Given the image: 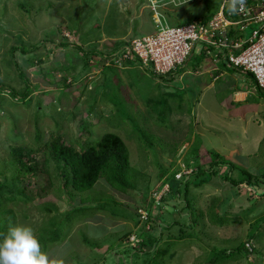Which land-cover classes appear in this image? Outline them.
<instances>
[{"label":"rangeland","instance_id":"obj_1","mask_svg":"<svg viewBox=\"0 0 264 264\" xmlns=\"http://www.w3.org/2000/svg\"><path fill=\"white\" fill-rule=\"evenodd\" d=\"M222 1L0 0V170L10 175L8 165L3 167V163L12 160L11 149L35 150L41 144L34 140L37 135L44 142L61 136L64 143L78 148L83 142L94 144L113 133L124 141L133 172L128 181L134 185L132 190L115 191L102 179L92 190L73 199L52 189L31 202L8 204L17 216L10 222L12 236L19 242L35 244L33 237L47 241L50 232L60 231L62 237L47 246V256L39 251L38 264H222L214 248L231 251L247 241L256 220L264 216V197L253 199V193L240 186L239 196L231 198L234 190L228 182L219 183L222 177L218 171L210 179L203 168L187 183V178L174 180L179 169H171L168 181L162 183H177L176 197L172 191L166 192V186L154 195L153 190L161 181V169L170 168L169 151L178 147L176 160L182 167L185 159L189 160L186 157L193 139L200 145L193 164L196 161L207 167L214 158L212 151H216L253 179L264 177V92L258 91L249 76L221 67L218 57L222 51L203 43L195 45L183 71L173 78L169 74L160 77L156 72L157 68L168 69L171 58L156 68L144 67L130 55L135 40L158 45L166 37L167 29L154 28L158 17L174 26L205 13L216 14ZM151 20H155L153 26ZM50 30L56 33L51 37L55 42L43 44ZM248 31H243L245 37ZM63 41L72 46H61ZM43 45L51 50L49 57L43 56ZM12 46L18 49L11 51ZM152 47L144 44L137 52L141 58L154 60ZM91 51L112 56L100 61L96 55L88 60L81 56V52ZM182 53L176 54L178 59ZM127 59H131L130 64ZM103 65L118 68L112 73V83L118 86L115 91L110 89L112 97L105 88L96 90L105 77ZM204 65H215L222 74L213 88L202 93L199 86L208 85L212 75L197 76L194 71ZM185 72L188 74L182 81ZM236 90L253 94L245 104L236 106L229 99ZM146 100L151 102L150 109ZM196 100L200 101L198 106ZM156 110L167 116L168 128L157 126L150 117ZM141 132L153 134L156 144L149 137L143 138ZM228 170L220 168L219 172ZM207 179L210 181L196 185ZM38 181L35 177L31 184L24 181L27 192L45 184ZM261 183L263 189L264 181ZM224 196H229L230 207ZM85 198L89 201L81 204ZM160 200L163 203L158 204ZM45 203L51 205V212L46 211ZM136 207L150 213L160 228L147 231V225L138 222ZM208 208L228 220L223 225L212 224ZM263 226L260 223L256 233L264 237ZM132 235L138 243L148 235L146 243L156 238L157 244L140 252L135 250L136 240L133 245L127 242ZM247 243V248L264 253V241ZM224 264H264V256L252 255Z\"/></svg>","mask_w":264,"mask_h":264},{"label":"trees","instance_id":"obj_2","mask_svg":"<svg viewBox=\"0 0 264 264\" xmlns=\"http://www.w3.org/2000/svg\"><path fill=\"white\" fill-rule=\"evenodd\" d=\"M247 4L253 3V0H244ZM22 7V6H20ZM25 10V9H21ZM152 13V11H150ZM195 18V17H194ZM211 17L205 13V15L195 18L194 20H200L203 23H206ZM194 20H188L185 23H181L179 25H185L190 22H193ZM233 35L235 31H230ZM56 33L54 30H50L48 32V37L43 40V44H50L53 45L55 42L54 38H51ZM241 34L244 36L243 31ZM249 35V32H248ZM231 37H229L228 42L230 41ZM34 45H32L33 47ZM61 46H68L67 43L64 41L62 42ZM60 46V47H61ZM44 51L43 56L49 57L50 51L47 49V45H43ZM18 49L14 46L10 48L11 51ZM20 50H23V48H20ZM74 49L78 50V47H74ZM239 51L233 52L234 54H237ZM110 54V53H109ZM93 55H96L100 59L102 58H110L112 54L106 55H100L96 51H91V53H82L81 56L88 60V58H94ZM92 56V57H91ZM227 56V55H226ZM221 57V54L218 58ZM221 59V58H220ZM105 60V59H102ZM131 60V59H130ZM129 59L126 60L127 64H130L131 61ZM98 61V66H99ZM137 61V60H136ZM220 61V60H219ZM224 60L220 61L221 67L224 68ZM116 67L113 66H104L103 65V75L105 77L102 79V83L96 85V90L99 91V89L105 88L106 90H109L110 93L108 94L109 97L111 96V90L115 91V83H112V76H114L112 73L116 72ZM152 72V71H151ZM175 72V71H174ZM23 74V73H22ZM249 76V75H248ZM251 79L252 77L249 76ZM102 78V77H101ZM167 79V78H166ZM170 79V78H168ZM64 81V79H63ZM171 82V81H170ZM118 85V84H117ZM111 89V90H110ZM258 91L264 92V90L258 88ZM29 96H26V99ZM114 99V98H113ZM13 100V99H12ZM10 102V101H9ZM145 104L150 109L151 102L145 101ZM153 110V109H152ZM177 110H180V108H177ZM149 112V110H148ZM153 114L150 117L153 118L157 126L159 127H169V122L167 120V116H164L161 111H151ZM141 135L143 138L149 137L150 141L153 145L156 144L155 141H153V137L151 133L147 135L146 133L141 132ZM39 135L34 137V140L36 142H41L40 146L37 147L35 150L32 148L27 147H18V148H12V160L9 162L3 163V167H7L11 171L10 175H6L0 170V264H38V260H40V254L39 251H42L43 254L47 256V246L52 245V243H56L62 236H59L58 230H54V232H50L48 240L44 241L41 237H33L32 240L36 241L35 244L32 243H26L23 244L18 241L17 238H14L12 235L13 228H11V222L10 220L15 221L17 216L15 214V211L8 207V204L14 205L18 202H31L34 198L39 197L41 198L42 194H48L50 190L54 189V191L58 194H64L66 197H70L73 199L75 196H80V194H84L90 190H92L95 186V184L99 180H105V182L111 187V189L115 191H126V190H132L134 188V185L131 184L129 181V178L131 174H133L132 169H130L129 164V153L128 149L124 143V141L117 135L113 133H107L103 135L98 142L91 144L87 142H83L79 144L78 148L74 147V145L64 143L61 140V136H56L55 138L52 137L48 141H42L39 140ZM187 140H190V135L187 137ZM200 145L196 142L195 139L191 141V148L189 149V153L187 154L186 158H189L188 161L185 159L184 165H179V159L176 160V155L178 152V147L174 146L170 151V158H172V161L170 162L169 166L170 168H163L160 172V179L161 181L159 184L155 186V189L153 190V195L158 193L164 186L167 187L166 192L172 191L173 196L176 197V193H178L177 183L170 182L167 184H163L162 182L168 181L167 178V172L171 169H179L177 172L174 173L173 179L176 181H182L187 178L190 179L191 176L197 175L198 173L203 172L205 175H211L214 174L215 171H218L219 176H221L220 182H228L229 185H231V191L234 190L233 196L231 198H235L239 196L238 189L240 186H245V188H248L247 186L255 185L259 189H261L262 181H264V177L260 176V180L253 179V176L245 170H242L240 168L234 167L232 163H230L225 157L220 156L218 153H214L213 160L208 163L209 165L207 167H204V165H200V163L195 161V164H193L194 160L197 157V153H199ZM180 156V155H178ZM183 161V157H182ZM226 166L229 168L228 171H224L222 173L219 172L218 167ZM188 169L192 171L190 174L187 175H181L179 178H177L178 175L182 174V169ZM208 168V169H207ZM229 173V175H228ZM236 173V174H235ZM235 174V175H234ZM35 178H39L38 183L43 180L45 184L43 185H37L34 186L31 189V192H27V186L23 185L24 181L28 180L29 184H31L32 180ZM178 179V180H177ZM208 180H201L196 185H202L204 183H207ZM261 181V182H260ZM41 183V182H40ZM186 184V182L184 183ZM28 185V184H27ZM161 188L159 189V187ZM188 188L189 184L187 186L185 185V195L188 199ZM264 189V188H263ZM248 190V189H247ZM66 191L68 193H66ZM231 191L229 192L230 195ZM252 195L253 199L254 197H264V193L262 195H257L253 190ZM167 192V193H168ZM165 193V192H164ZM164 193L162 196L165 198ZM249 194V193H248ZM152 195V194H151ZM152 195V197H153ZM229 195V196H230ZM229 196H224L226 199V203L229 201ZM162 197V198H163ZM88 198V197H87ZM83 199L81 200V204H84L85 202L89 201V199ZM154 198V197H153ZM93 199V198H91ZM165 200V199H164ZM100 202L101 201H96ZM163 203V200H160L158 204ZM182 202V201H181ZM192 201H190L191 203ZM184 204H186L183 201ZM46 204V205H45ZM46 211L51 212V205L49 203H45ZM104 207V204H99ZM192 206L194 208V203H192ZM219 208V205H217ZM227 207H230L227 203ZM187 208H189V203L187 200ZM226 210V209H225ZM212 211L214 215L210 212ZM202 217H203V213ZM135 215L138 217V222H143V225H147L145 227L147 231H151L153 229L160 228L159 226L161 224H155L153 219L150 216V213H148L145 209L136 207L135 208ZM207 215L209 216V220L212 224H218L223 225L227 220L225 216L215 213L214 209L211 210V208H208ZM62 216V215H61ZM59 217L62 219V217ZM54 220V218H52ZM56 221V220H54ZM60 221V220H58ZM264 223V216L259 217L254 225L252 226V230L249 231V234L247 235V241L253 240L255 242H263L264 237L260 235V233L257 232V228L259 229V224ZM155 224V225H154ZM134 225V224H133ZM138 224L135 223L134 227L137 228ZM203 227V226H202ZM264 227V226H263ZM51 229V228H50ZM145 229V230H146ZM130 234H127L129 236ZM30 239V238H29ZM148 239V235L146 238H144L140 243L137 245V249L140 252L144 250H150L152 248V245L157 244L156 238H154L151 242L146 243L145 240ZM247 241L241 242L238 247H234L233 250L227 251L224 249L218 250L217 248H214L218 252V258L221 260L222 264L228 262V261H235L240 258H247L249 256H260L263 258L264 253H261L260 251L255 250L253 247L247 248L246 244ZM48 242V243H47ZM37 245V247H36ZM95 248V247H94ZM155 250V249H154ZM216 252V253H217Z\"/></svg>","mask_w":264,"mask_h":264},{"label":"built area","instance_id":"obj_3","mask_svg":"<svg viewBox=\"0 0 264 264\" xmlns=\"http://www.w3.org/2000/svg\"><path fill=\"white\" fill-rule=\"evenodd\" d=\"M247 28L249 35L245 37L241 32ZM230 31L235 32L232 35ZM164 36L161 43L151 45L154 46L152 56L166 54L168 57L182 51L183 56H187L197 43H204L222 51L220 61L224 60L225 67L251 76L255 85L264 90V0H253L250 5L244 0H223L216 14L206 23L194 20L166 31ZM144 44L150 45L144 40L136 46L139 48ZM160 51L163 53L159 54ZM235 51L239 52L234 54Z\"/></svg>","mask_w":264,"mask_h":264},{"label":"clouds","instance_id":"obj_4","mask_svg":"<svg viewBox=\"0 0 264 264\" xmlns=\"http://www.w3.org/2000/svg\"><path fill=\"white\" fill-rule=\"evenodd\" d=\"M212 17V16H211ZM157 21H158V23L157 24H155V20H151V22H152V26H153V22H154V28H156V29H162V30H164V29H167V30H171L172 28H175V27H178V26H183V25H174V26H172V25H167L166 23H162L161 22V20L159 19V17L157 18ZM191 23V22H190ZM189 24V23H188ZM185 25H187V24H185ZM136 41V40H135ZM135 41H134V43H133V48H132V53L130 54V55H132V57L135 59V60H137V61H139V63L140 64H142L144 67H148V66H150V67H152L153 65H155V67L157 68L158 67V65H159V63L161 62V61H164V60H169L170 58V60L167 62L168 63V65H169V68L168 69H166V70H163V69H159V68H157L159 71H156L159 75H160V77H166V76H164V75H170V76H172V78L174 77L173 75H177V74H180L182 71H183V69H184V67H185V62H186V60L188 59V57L189 56H191V54H192V51H193V49L194 48H192V50H191V52L187 55V56H182V58L180 57L179 59H178V56H176V54H172V55H168V57H164V55L162 56V57H164V58H162V57H158V58H161V59H159V60H157L156 61V57L155 56H152V57H154V60L153 59H150L149 58V56H147L148 54H149V52H147V51H141L143 54H144V52H146L147 53V57L145 58V57H143V58H141V56H139V53L137 52L138 51V48H137V46H136V43H135ZM153 41H155V39L153 38ZM153 43H150V45L149 46H151ZM204 44V43H203ZM72 45H69V47H71ZM154 47V46H153ZM195 47V46H194ZM210 47H212V46H210ZM216 48V47H215ZM166 55V54H165ZM176 56V57H175ZM146 59V60H145ZM221 60V59H220ZM144 61L146 62V63H144ZM224 69H226V70H229V69H232V68H227V67H225L224 66ZM235 70V69H234ZM175 71V72H174ZM236 71V70H235ZM237 72V71H236ZM238 73V72H237ZM241 74V73H240ZM158 76V75H157ZM172 78H170V79H167L168 81H174ZM226 166H219L218 168H219V170H220V168H225ZM183 170V172H182V174H180V176L181 175H187V174H190L191 173V171L190 170H186V169H182ZM179 175L177 176V178H179L180 177ZM165 187V186H164ZM250 192H252L249 188H247ZM132 237V238H131ZM130 237V241H127L128 243H129V245H133V241H135L136 239L133 237V235ZM160 237V236H159ZM129 239V238H128ZM136 244H138V241L136 240Z\"/></svg>","mask_w":264,"mask_h":264},{"label":"crops","instance_id":"obj_5","mask_svg":"<svg viewBox=\"0 0 264 264\" xmlns=\"http://www.w3.org/2000/svg\"><path fill=\"white\" fill-rule=\"evenodd\" d=\"M211 17V16H210ZM188 60H189V57H188ZM187 60V61H188ZM230 70V69H229ZM195 73H196V75L197 76H199V75H212V77L211 78H209V80H210V82H209V84L208 85H205V86H199V88H201L202 89V93H204L205 91H207V90H210L211 88H213L214 87V85H213V83L214 82H216L217 81V78L222 74L221 72H219L218 71V69H217V67L215 66V65H213V66H206V65H204V68L203 69H201L200 71H197V70H195L194 71ZM237 75H242V76H248V75H244V74H240V73H237V72H235ZM188 73L187 72H185V74H182L181 76L182 77H180L181 78V80L183 81V79H184V77H185V75H187ZM243 78H245V77H243ZM184 83V82H183ZM250 85V84H249ZM185 87V86H184ZM186 88V87H185ZM198 88V87H197ZM253 89V88H252ZM197 93H198V89H197ZM252 92H249V90L248 91H245V90H236V91H232L231 92V95H230V97H229V99H231L232 100V104H234V105H236V106H238V105H241V104H245L246 103V101L250 98V97H252ZM200 104V101H198V100H196V105L198 106ZM253 114H255L256 115V112H253ZM226 118V117H225ZM215 151V150H214ZM216 152V151H215ZM255 153H256V150L254 151Z\"/></svg>","mask_w":264,"mask_h":264},{"label":"water","instance_id":"obj_6","mask_svg":"<svg viewBox=\"0 0 264 264\" xmlns=\"http://www.w3.org/2000/svg\"><path fill=\"white\" fill-rule=\"evenodd\" d=\"M250 190H253L257 195H262L264 193V189H259L255 185L247 186Z\"/></svg>","mask_w":264,"mask_h":264}]
</instances>
